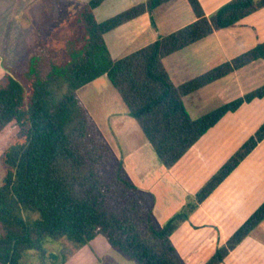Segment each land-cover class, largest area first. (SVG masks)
Listing matches in <instances>:
<instances>
[{
    "label": "trees",
    "instance_id": "trees-1",
    "mask_svg": "<svg viewBox=\"0 0 264 264\" xmlns=\"http://www.w3.org/2000/svg\"><path fill=\"white\" fill-rule=\"evenodd\" d=\"M173 0H146L98 22L105 0H89L66 25V61L51 63L41 77L39 57L30 59L24 86L6 72L0 79V264H21L29 251L47 241L76 247L102 236L136 264H186L171 236L213 191L264 140V123L185 205L160 225L144 190L124 170L78 92L106 76L167 169L225 115L264 98V86L201 117L190 116L184 98L264 60V42L183 83L175 84L164 60L215 32L239 24L264 9V0H231L207 16L198 0H186L195 21L114 60L104 36ZM34 214L38 217L34 218ZM264 221V202L218 246L205 264H222ZM51 260L57 256L50 255Z\"/></svg>",
    "mask_w": 264,
    "mask_h": 264
},
{
    "label": "rangeland",
    "instance_id": "rangeland-1",
    "mask_svg": "<svg viewBox=\"0 0 264 264\" xmlns=\"http://www.w3.org/2000/svg\"><path fill=\"white\" fill-rule=\"evenodd\" d=\"M182 1L184 4L176 9L175 28L188 22V16H193L187 2ZM85 4L75 0H0V79L8 72L24 86H28L31 78L27 76V72L32 67L29 62L32 57H39L36 68L41 77H45L51 63L62 64L66 61L65 46L68 36L79 37L81 34L78 27L70 30L66 25ZM104 7L106 6H102L96 13L99 21L107 20L123 11L120 9L104 11ZM161 17L160 11L155 14L159 22ZM251 21H253L251 25L239 24L223 29L226 36L220 35V44L216 43L217 38L211 37L167 58L165 66L172 80L175 83L189 80L263 43L264 13ZM237 27L247 28L250 31L238 35L232 32ZM163 29L164 27L161 28L162 31ZM148 39L147 35L141 37L127 49L124 55L121 53L119 57H114V60L150 44L151 41L149 42ZM263 86L264 60H260L222 80L218 91L203 92L204 98L200 94L191 95L184 100V105L193 118H198ZM78 98L98 124L96 126L101 134L110 142L112 151L115 153L114 148H116L118 152V147H120L119 153L128 150L126 137H129L127 136L129 131L123 132L122 129L120 131L113 128V122L119 119L118 114L124 109V104L107 77L102 76L81 89ZM131 121L135 125L136 132L134 129V133L130 130L132 131L130 138L138 143L145 141L138 126L132 119ZM218 123V126L216 124L217 127L210 130L200 141L201 145H214V147L204 146L206 152L215 153L207 161H214L216 166L221 168L264 123V98L242 106L236 118L228 116ZM205 168L210 169L211 166L205 165ZM4 176L5 169L0 162V187ZM33 216L38 217L37 214ZM51 254L57 256L54 262L50 258ZM21 264L136 263L113 249L102 236H98L82 247H76L66 240L47 241L40 251L27 252Z\"/></svg>",
    "mask_w": 264,
    "mask_h": 264
},
{
    "label": "crops",
    "instance_id": "crops-1",
    "mask_svg": "<svg viewBox=\"0 0 264 264\" xmlns=\"http://www.w3.org/2000/svg\"><path fill=\"white\" fill-rule=\"evenodd\" d=\"M75 1L80 3L88 2V0ZM145 1L146 0H105V2L95 10V18L98 22H102L99 21L96 16V13L102 6H106L104 7V11H108L109 9H120L125 11ZM198 1L204 13L210 16L231 0ZM183 4L182 0H173L154 10L152 14H144L112 32L107 33L104 36V40L112 58L119 57L121 53L124 55L131 45L135 44L145 35L149 36L148 41H151V44L159 37L168 35L193 23L195 21L194 15L192 17L188 16V22L176 26L175 28L176 9L180 8ZM159 11L162 13L160 22L155 18V14ZM261 13H264V9L243 19L239 24L251 25L253 21L250 22V20L257 18ZM162 27H164L163 31L161 30ZM249 31L250 29L237 27L233 29L232 32L241 35ZM225 34V31L220 30L202 41L215 37L217 38L216 43L219 42L220 44V35L223 37L226 36ZM222 80L210 84L191 95H202L203 92L212 90L213 92L218 91V86ZM189 96L185 97L184 100ZM204 97L205 95H202V98ZM247 105H250V103L244 104L243 106ZM241 107L236 112L225 115L222 119L228 116L236 118ZM185 108L190 114L188 108L186 106ZM118 115H120V117L117 121L113 122V128L120 131L122 129L123 132H125V130L129 131V135H127L129 137H126V146H128V150L119 153L120 147H118V152H116L117 150L114 148L115 155L123 162L124 170L131 181L145 191L152 205V212L156 221L160 225H163L185 205L189 197H193L205 182L218 171L219 167L216 166L217 164L214 161H207L211 159V156L215 153L206 152L204 146L209 145H201L202 142L200 141L207 136V133L213 130L216 125L209 129L174 167L167 169L160 163L146 139L138 143L130 138L131 132L133 131L134 133V130L136 132V129L125 106ZM190 116L192 117L191 114ZM129 117L131 119H129ZM93 121L95 122V120ZM95 124L98 125L96 122ZM135 124L137 125L136 122ZM218 124L219 123H217V126ZM130 130L132 131L130 132ZM104 138L107 143L111 145L106 137ZM262 144H264V140L213 191V193L199 205L189 219L171 236L172 244L186 264H205L213 256L217 247L225 244L231 235L264 202V145ZM210 146L214 147V145ZM190 155L193 157H190ZM205 165L211 166V168L206 169ZM222 264H264V221L228 255Z\"/></svg>",
    "mask_w": 264,
    "mask_h": 264
}]
</instances>
